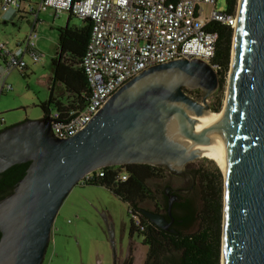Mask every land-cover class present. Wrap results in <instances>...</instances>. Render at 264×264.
I'll list each match as a JSON object with an SVG mask.
<instances>
[{
  "label": "water",
  "instance_id": "1",
  "mask_svg": "<svg viewBox=\"0 0 264 264\" xmlns=\"http://www.w3.org/2000/svg\"><path fill=\"white\" fill-rule=\"evenodd\" d=\"M235 16L220 264H264V0H238ZM218 86V74L205 63L172 61L126 82L75 136L56 138L48 117L0 130V174L29 164L0 199V264H43L63 201L90 172L145 164L185 174L203 156L204 132L195 126ZM195 89L200 102L187 94ZM139 213L176 234L163 216ZM108 232L113 245L112 226Z\"/></svg>",
  "mask_w": 264,
  "mask_h": 264
},
{
  "label": "built area",
  "instance_id": "2",
  "mask_svg": "<svg viewBox=\"0 0 264 264\" xmlns=\"http://www.w3.org/2000/svg\"><path fill=\"white\" fill-rule=\"evenodd\" d=\"M217 0H41L28 4L27 13L32 26L40 23L41 12L51 11L56 23L61 14L91 23L90 37L81 67L89 89L85 107L60 120L51 112V129L58 139H67L83 131L106 104L113 93L126 82L158 64L179 60H199L216 73L212 64L217 37L208 31L211 23L230 28L236 25V16L215 9ZM204 6L211 7L208 14ZM20 12L21 0H2L0 11ZM39 35L31 29L21 45V57L12 54L7 43L0 44V59L4 60V76L17 70L24 75L27 63L42 61L44 55L37 49ZM12 86L3 80L0 97L11 92ZM2 123V122H1ZM1 126V124H0ZM106 168L84 175L77 184L98 183ZM125 174L118 180L125 181ZM136 227L139 220L132 216Z\"/></svg>",
  "mask_w": 264,
  "mask_h": 264
},
{
  "label": "rangeland",
  "instance_id": "3",
  "mask_svg": "<svg viewBox=\"0 0 264 264\" xmlns=\"http://www.w3.org/2000/svg\"><path fill=\"white\" fill-rule=\"evenodd\" d=\"M39 1L22 0L21 3L24 8L27 2L36 3ZM203 9L205 14L211 11L209 6H204ZM215 9L227 11L226 0H217ZM71 21H75V18H72ZM64 25L65 20L62 17L57 26ZM10 27V32L0 31V43L8 42L9 46H13L25 37L28 26L26 22L19 21L15 27ZM53 29L57 28L53 27ZM49 32L48 30L45 35L48 48H44L42 61L33 64L28 57H24L28 66L24 78L17 70L3 76L5 66L0 61V84L5 80V83L12 86L13 89L9 93H4L0 98V118L4 119L7 126L26 120H38L43 116L38 105L47 100L48 92L38 80H42L50 73V61L53 54L50 48ZM37 33L41 36L40 31ZM228 74L229 70L225 75L222 92H219L218 86L217 90L208 98L209 112L211 113L209 124L216 125L222 119L225 111ZM187 94L199 102L202 97V91L199 89L189 90ZM217 105L219 110L212 112L211 108L215 109ZM0 128L2 127L0 126ZM165 170L163 178L148 182L153 191H162L166 186L179 188L190 184L189 177ZM184 170L194 175L193 190L189 194V199L198 213H205L207 201L209 204L215 202L218 198V190L220 191L221 235L223 198L221 170L216 163L204 156L186 165ZM217 170L220 174L219 181L216 180ZM210 185L213 189L212 193L207 188ZM145 205L148 208L152 206L151 204ZM202 223L203 219L196 220L190 228L185 230V233L198 232ZM108 226H112L113 245L110 241ZM130 227L131 216L126 203L121 202L101 186L77 184L63 201L54 219L50 243L43 264H124L127 260H129L128 264H144L148 248L142 245L141 237L137 233L130 234Z\"/></svg>",
  "mask_w": 264,
  "mask_h": 264
},
{
  "label": "trees",
  "instance_id": "4",
  "mask_svg": "<svg viewBox=\"0 0 264 264\" xmlns=\"http://www.w3.org/2000/svg\"><path fill=\"white\" fill-rule=\"evenodd\" d=\"M226 5L227 12L233 15L237 0H226ZM207 29L217 37L212 64L219 68L217 74L221 93L230 65L233 31L218 23H211ZM90 30L91 23L88 20L80 24H67L56 30L57 39L50 61V73L42 80H38L48 92L47 100L38 105L43 113L42 117L49 118L51 112L56 111L62 120L70 113L81 111L85 107L89 89L81 63L89 41ZM22 77L24 78L25 75ZM218 110V105L215 109L211 108L212 112ZM28 165H15L0 174V199L12 191L16 183L25 175ZM165 171V168L145 164L109 167L105 169V174L98 183L89 185L105 188L128 205L131 216L130 234L137 233L141 237L142 245L148 248L144 264H220L219 190L215 202L209 204L207 201L205 213H198L192 202L189 203L186 215L179 217L183 220L181 225L177 224L181 228L174 227L177 234L159 229L139 213L140 205L154 201L156 195L148 182L163 178ZM120 174L126 175L125 181L118 180ZM219 179L220 174L217 170L216 180L219 181ZM207 188L212 193L211 185ZM132 216L138 218L139 227L135 226ZM199 219H203L201 229L196 233L186 234L185 230Z\"/></svg>",
  "mask_w": 264,
  "mask_h": 264
},
{
  "label": "crops",
  "instance_id": "5",
  "mask_svg": "<svg viewBox=\"0 0 264 264\" xmlns=\"http://www.w3.org/2000/svg\"><path fill=\"white\" fill-rule=\"evenodd\" d=\"M1 1L2 0H0V5H1ZM39 2H36V3L27 2V5L28 4H38ZM26 6L20 12H16V11H12L11 10V11H8L6 13H2L0 11V31H3V32L9 31L10 32V30H11L10 26H14L15 27V25L17 23H19V21L27 23V26H28V30L27 31L28 32L26 33L25 37L21 41L16 42V44L13 45V46H9L10 44L7 42L8 50L12 54H14V55H16L18 57L22 56L21 51H20L21 45L23 44L27 34L30 32L31 29L34 28V30H36L37 32L40 31L41 36H39V39L37 41V49L43 55H44V53H43L44 48H48V46H46V36L45 35H46V32L48 30L50 31L48 35H49V40L51 42V45H50L51 52L53 54V48H54V45H55L56 39H57V31L56 30L58 28H60L57 25L60 24L62 17H64V20H65V25L64 26H66L67 24H69V25L80 24L82 22L81 20H78V19H75V21H71V19L74 18V17H72L70 15H67V14H61L60 17H59L58 22L55 23L53 21V13L51 11H45V12H41L39 14V16H38V18L40 20V23L36 24L33 27L32 26V21H31L29 15L27 13V7ZM26 16H28V17L26 18ZM64 26H62V27H64ZM53 27H56L57 29L54 30ZM50 36H53L54 38H52ZM0 44H3V43H0ZM0 61L3 62L2 59H0ZM3 64H4V62H3ZM27 69H28V66L26 68V71H27ZM24 75L26 76V73ZM3 76H4V74H3ZM0 86H1V84H0ZM3 94L1 95V97L3 96ZM0 124H1V127H4V128L9 127V126H7L5 124V121H4L3 118H0Z\"/></svg>",
  "mask_w": 264,
  "mask_h": 264
},
{
  "label": "flooded vegetation",
  "instance_id": "6",
  "mask_svg": "<svg viewBox=\"0 0 264 264\" xmlns=\"http://www.w3.org/2000/svg\"><path fill=\"white\" fill-rule=\"evenodd\" d=\"M3 129L4 127L0 128V130ZM183 175L185 177L190 178V184L188 186L179 187V188L178 187L172 188L166 186L162 191H158V192L154 191L156 194L154 201L152 202L149 201L147 203V204H151L152 206L148 208L146 205L143 204L140 205V210L143 209L163 216L166 219V221L170 223L169 229L172 230H175L174 227L179 229L181 228V226L177 225V224L181 225L183 223V220L179 217H184L186 215V212L189 207V203L191 202V200L189 199V194L193 190L192 182L194 180V175L193 174L191 175L189 172L188 173L186 172ZM169 205H170V214L168 213ZM177 233L178 232L176 231V234ZM128 263L129 260H127L124 264H128Z\"/></svg>",
  "mask_w": 264,
  "mask_h": 264
},
{
  "label": "bare ground",
  "instance_id": "7",
  "mask_svg": "<svg viewBox=\"0 0 264 264\" xmlns=\"http://www.w3.org/2000/svg\"><path fill=\"white\" fill-rule=\"evenodd\" d=\"M224 110L222 119H220L216 125L209 124L211 113L207 112L203 118L197 121L195 126L196 130L204 132L201 136V141L205 146L203 156L216 163L223 175L225 173L227 159V100ZM189 141L190 140L187 142L190 143ZM190 145L194 146L192 143ZM185 146H187V144Z\"/></svg>",
  "mask_w": 264,
  "mask_h": 264
}]
</instances>
